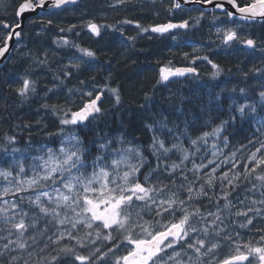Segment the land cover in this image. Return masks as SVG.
I'll list each match as a JSON object with an SVG mask.
<instances>
[{
  "label": "snow or ice",
  "instance_id": "snow-or-ice-1",
  "mask_svg": "<svg viewBox=\"0 0 264 264\" xmlns=\"http://www.w3.org/2000/svg\"><path fill=\"white\" fill-rule=\"evenodd\" d=\"M79 2L19 0L13 19L0 20V58H6L23 40L25 21L35 23L40 11H66L65 6ZM129 2L116 0L110 6ZM183 2L219 10L212 24L223 50L259 49L264 53V39L258 44L243 31L256 23L264 24V0ZM181 6L180 0H173L172 8ZM204 18L201 11L191 20L147 27L130 19L120 23L134 24L137 36L155 33L176 40L178 30L198 27ZM39 22L41 31L54 25L52 19L40 18ZM82 27L94 37H102V29L124 35L123 29L92 19H86ZM74 28L76 25L59 31L73 32ZM73 35L80 36V32ZM137 36L127 39L134 42ZM53 43L57 49L74 48L79 56L66 65L55 62L62 66L53 72L52 87H45L37 109L40 119L35 126L22 125L29 138L8 134L3 138L0 264H264V59L260 65L240 69L245 79L258 78L259 88L252 90L258 99L240 87L244 102L229 106L228 119L212 117L210 112L207 119L203 112L193 116L194 121H203L199 131L187 120L178 124L170 114L155 112L152 121L145 124L152 134L145 146L123 134L101 135L94 129L105 117L106 100L121 103L119 86L101 85L95 76L91 77L93 84L79 79L98 53L66 36ZM46 48L41 46L35 53L30 49L25 54L28 67L14 89L22 104L38 95L32 69L53 68ZM184 60L187 63L183 66L171 60L162 64L156 85L167 87L181 82L180 78L198 79L197 61L211 66L212 79L231 71L199 50L184 53ZM74 73L82 87L67 88L65 95V81L70 83ZM58 96H65L64 104L49 102ZM215 98L218 101L219 96ZM151 100L145 93L140 107L150 106ZM179 112L183 115L182 108ZM49 115L55 119L45 120ZM237 122H254L255 127L251 136L233 144L229 129ZM34 132L47 140L37 146L31 139ZM90 132L95 136L92 140H88ZM22 140L23 149L17 147Z\"/></svg>",
  "mask_w": 264,
  "mask_h": 264
},
{
  "label": "trees",
  "instance_id": "trees-1",
  "mask_svg": "<svg viewBox=\"0 0 264 264\" xmlns=\"http://www.w3.org/2000/svg\"><path fill=\"white\" fill-rule=\"evenodd\" d=\"M87 1L88 0H84L83 3L78 6L66 9L70 11L80 9L78 15L80 17L87 16V18L81 20L82 22L86 19H92L94 22H102L104 16L108 15V19L117 16L110 21L111 23L123 19H133L142 26L147 27L154 24L166 23L175 19L173 18L172 12H169L170 7H172L171 0H163L162 2L164 4L157 7L158 10L156 13V8L153 9L151 3L147 0H145V2L142 1L139 5L136 3V10H134L132 6L133 0H130L129 4L126 3L124 5L122 9L124 12L121 14H119V11L114 7H111L110 4L106 2L107 0ZM126 5L130 7H126ZM194 10L199 9L195 8L193 11ZM59 14L60 12L53 11L39 16L35 23L30 21L24 33L23 40L20 42L23 43V45L20 49L17 47L18 50L16 49L14 53L13 61L16 58L18 62L16 65L12 66V61L0 72V146H2L3 138L6 134L22 136L24 140L29 138L27 130L23 129L22 125L32 123L33 126H35L36 120L40 119V116L37 115V109H40V101L44 97L45 87H52L50 81L53 72L62 66L55 62L59 60L62 61L63 65H66L70 59L79 56V53L76 52L74 48H56L53 40L60 36H66L70 40H74L81 47L91 48L98 53V58L95 61L89 62L91 68L88 71L81 72L79 74V79L87 80L89 84L98 82L101 85L107 83L110 86H119L121 92L125 94L122 95L123 98L121 99L125 101V114H127L129 118H123V120H121L119 116L113 112L103 120L97 121L93 127L96 131L100 132L101 135L104 133L109 135H121L122 133L120 131L126 130L125 134H123L126 137L132 138L137 142L141 141L142 138L149 143L152 134L145 128V124L152 121V114L155 112L162 111L166 115L170 114V118L178 124H182L185 120L194 122L193 116H199L202 112L205 113V119L208 118L209 112L212 117L228 119L229 106L232 105L234 107L236 104L244 102V97H241L238 92L240 87L249 89V95L252 96L253 99H258V96L252 91L253 89L259 88L257 78L249 76L245 79L240 71V68L244 69L245 65L251 67V62H246L244 66L239 67V72H236L238 71L236 69L232 70L233 65H222V68L226 70L231 69V71H225L217 79H212L211 74L206 76L201 82H195L192 78H186V80L181 81V83H186L185 92L178 93L175 97L151 95L153 86L150 82L151 80L152 82L154 81L155 73L149 69L150 67H155L156 65L161 66L167 63V59L160 58L155 63L152 62V49H142L140 46L134 45V43L130 42V44H128L122 42L119 40V36L116 32L112 31H106L102 34V37L91 36L86 31H80L77 30V28H74L73 32H80V36H75L73 32L67 31L61 33L59 28L68 29L73 24L72 22H70V25L63 22L59 23L56 20L59 18ZM204 15L213 17V14L204 13ZM54 17H56V19ZM40 18H43L45 21L47 19H52L54 25L50 30L45 27V30L41 31L42 25L39 22ZM38 32L40 33L39 35H37ZM208 34L210 35V33ZM208 40H211V38L207 37L203 42L206 43ZM41 46H47L46 50L50 53L53 68L51 70L47 68L32 69V77L38 81V95L22 104L20 99L15 95L14 89L19 87L20 77L24 75V70L28 67V63H26L28 57L25 54H27L30 49L35 53ZM158 50L162 49L158 48ZM193 50L194 48L187 43L183 53L192 54L194 52ZM53 52H55V55H52ZM165 52L171 53L172 55H180L182 51L179 47L170 45ZM157 57H160L159 52L157 53ZM186 63L187 62L183 59L173 64L183 66ZM144 73H148L149 76L146 77ZM92 76L96 77L95 82L91 80ZM65 84V95L67 94V88L82 87L75 78V73L73 78H71V82L65 81ZM138 88H140L144 96L145 93H147L152 97L150 106L141 108L140 105L144 103L142 102L143 100L137 103L138 106L136 105L135 96ZM233 88L237 89L236 93L232 92ZM217 95L219 96L218 101L215 98ZM74 99H76L77 103L80 102L78 98ZM64 100L65 96H58L49 102L64 104ZM209 101H211V103H209ZM181 108L183 109V115L179 112ZM42 111L43 110H41V113ZM130 115L133 117L130 118ZM54 119L55 117L50 115L45 117L47 121ZM17 125H21V127L18 128ZM48 127L52 128L53 125L49 123ZM254 127V122L251 125L249 122H237L234 128L229 129L230 140L233 144L245 140L246 136L252 135ZM94 138V134L90 132L88 134V140ZM31 139L39 146L40 140H47V137L42 133L34 132ZM24 146L23 140L17 145V147L21 149H23Z\"/></svg>",
  "mask_w": 264,
  "mask_h": 264
},
{
  "label": "rangeland",
  "instance_id": "rangeland-1",
  "mask_svg": "<svg viewBox=\"0 0 264 264\" xmlns=\"http://www.w3.org/2000/svg\"><path fill=\"white\" fill-rule=\"evenodd\" d=\"M107 1L110 5L116 4V0H107ZM142 1L145 2V0H133L132 6L134 7V10H136V3H137V5H139ZM147 1L149 3H151V5H152L151 7L153 9L156 8L155 13L158 10L157 7L164 4L162 2L163 0H147ZM18 3H19V0H0V20L11 21L14 17L15 9H16V6L18 5ZM124 5H118L114 8L119 11V14H121L123 11L122 9H123ZM126 7H130V6L126 5ZM170 8H172V7H170ZM79 10L80 9L74 10V11H70V10L62 11V12H60L58 19H56V17H54V18L58 22H63L65 24H69V25H70V22H72L73 25H76L77 30H80V31L82 30L85 32L86 29H84L82 27L83 22L81 20H84L87 17H80L78 15ZM171 12L173 14V18H182V19H189V20H191L192 18L200 16V13H201L200 10H194V11L184 10L180 13H175L173 8H172ZM114 17H117V16H113L111 19H108L109 18L108 15L104 16L103 21L97 22V23L102 24V25H114L117 28L123 29L124 30L123 36L120 35V32H116V34L119 36V40L122 42H126L128 44H130V42L134 43V45H138L142 49L143 48L144 49H148V48L152 49L153 50L152 62H154V63L157 60H159L160 58L167 59L168 61L171 60L173 63L183 60L184 59L183 51H184L187 43H189L190 46L194 48V50H199L201 55L208 54V55L212 56L214 61L219 63L221 66L222 65H233L232 70H235V69L238 70L239 67L244 66V64H246V62H251L252 64L255 63L257 65H260L261 60L264 59V53H262L259 49H258L259 51L255 52L253 54H250L249 52L235 53V51L232 53H227V54L226 53H220L219 48H217V46H219V41L216 40V37L214 35L215 27L212 24V18L213 17L205 16V18L201 21L200 26L192 28L188 32H183V31L180 32L179 31V34H178L176 40H173L170 35L160 36V35L155 34V33H145V34H142L141 36H137V32L139 30L135 28L134 24H132V25L121 24L120 21H122V20L114 21L111 23L110 21ZM130 20H133V19H130ZM217 23H219V21H217ZM203 28H204V30H203ZM246 30H247L246 28L243 29V31H245V32H246ZM106 31L110 32L111 30L110 29H102V34L105 33ZM208 33H210V35ZM131 36H137L136 41L133 42V41H130L127 39V37H131ZM148 36H151V39H148L147 38ZM207 37L211 38V40H208V41H206V43H204L203 40L206 39ZM210 44L212 45L211 48L208 47V45H210ZM22 45H23V43H20V45L18 46V49H20L22 47ZM170 45L179 47L182 51L181 54L180 55H172L171 53H166L165 51H166L167 47ZM158 48H161L162 50H158ZM228 51H232V50H228ZM158 52L160 53V57H157ZM213 53H214V55H213ZM17 62L18 61L15 58L14 61L12 62V66L16 65ZM197 66H198V71L200 73V76L198 79H193V80L195 82H201V81H203V79L206 76L210 75L212 69H211V66L208 65L206 62L197 61ZM159 67L160 66L156 65L155 67H150V69H149L155 73L154 81L152 82V80H151L150 83L152 84L153 89H154V86L156 87V91L153 92V89H152L151 95H155V96L158 95L161 97H163V96L164 97H175L178 95V93L185 92L186 83H181V82L171 83L167 87L157 86L156 80L158 78V68ZM236 72H239V70ZM144 74L146 77L149 76L148 73H144ZM190 81L192 82L191 79H190ZM257 81L259 84L258 78H257ZM110 84H112V83H110ZM122 95H125V94H123V92H121V98H123ZM143 96L144 95L141 93L140 88H138L136 90V96H135L136 97L135 103L137 106H138L137 103H139L140 101L143 100L142 102H144ZM124 108H125V101L124 100L121 99V103L119 105H116L114 100L108 99L104 103V109L106 110L105 111V117L110 116L113 112H115V114H117L119 116V119H121V120H123V118L124 119L129 118L127 116V114H125L126 111ZM132 117L133 116L130 115V118H132ZM189 123L195 124V130H201L203 128V121L202 120H195L194 122H189ZM120 132L122 134H125L126 130H123ZM45 141H46L45 139H42V140H40L39 143L43 144ZM139 142L144 144L145 146L148 144L147 141L143 140L142 138H141V141H139Z\"/></svg>",
  "mask_w": 264,
  "mask_h": 264
},
{
  "label": "water",
  "instance_id": "water-1",
  "mask_svg": "<svg viewBox=\"0 0 264 264\" xmlns=\"http://www.w3.org/2000/svg\"><path fill=\"white\" fill-rule=\"evenodd\" d=\"M84 0H80L79 4L82 3ZM181 2V8L180 9H175V11H180V10H183V9H187V10H193V8H199L201 11H203L204 13H219V10L218 9H213V7L211 5H208V6H205V7H202L200 5H196V4H193V3H184L183 0H180ZM78 4V5H79ZM77 5H67L65 6L66 8H69V7H75ZM63 9H54V8H48L47 11H40L38 13V16H41L43 14H47V13H50L52 11H62ZM29 16H33V17H36L37 16V13H29L27 14ZM30 21H25V24H26V27H25V31L27 29V26H28V23ZM172 22H175V21H172ZM162 24V23H161ZM178 31H185V30H178ZM17 45L14 46V49L10 51L9 54H7L6 58H0V72L11 62L13 56H14V52H15V49H16ZM183 79H186V78H180V80H183Z\"/></svg>",
  "mask_w": 264,
  "mask_h": 264
},
{
  "label": "flooded vegetation",
  "instance_id": "flooded-vegetation-1",
  "mask_svg": "<svg viewBox=\"0 0 264 264\" xmlns=\"http://www.w3.org/2000/svg\"><path fill=\"white\" fill-rule=\"evenodd\" d=\"M171 3H173V0H171ZM70 9V7L68 8ZM174 12L175 13H180L184 10H187V9H183V10H180V11H175V8H173ZM191 11V10H190ZM216 14V15H220V14H217V13H213V15ZM182 18H175V19H172L170 21H175V22H179ZM179 20V21H178ZM161 24V23H160ZM263 26L264 24H260V23H256V24H253L252 26L250 27H246V33H248L250 36L252 37H255L257 39V42L259 44V42L261 41V39H264V29H263ZM181 32V31H180ZM164 36H167V35H164ZM223 47L222 45H219L217 46V48H219V52L220 53H232L234 51H225L223 50ZM259 51L258 49L256 51H252V50H248V49H245L243 50L242 52H237L235 51V53H243V52H249L250 54H253L255 52ZM176 66H178L177 64H175Z\"/></svg>",
  "mask_w": 264,
  "mask_h": 264
},
{
  "label": "bare ground",
  "instance_id": "bare-ground-1",
  "mask_svg": "<svg viewBox=\"0 0 264 264\" xmlns=\"http://www.w3.org/2000/svg\"><path fill=\"white\" fill-rule=\"evenodd\" d=\"M87 2H89V0L87 1ZM108 2V1H107ZM83 3V2H82ZM81 4V3H80ZM78 6V5H77ZM76 7V6H75ZM137 9V8H136ZM145 9V8H144ZM123 12V11H122ZM141 14V13H140ZM85 17V16H84ZM87 17V16H86ZM141 17V16H140ZM179 21V20H178ZM60 23V22H59ZM263 25V24H262ZM121 43V42H120ZM113 44V43H112ZM124 45V44H123ZM105 47V46H104ZM97 48V47H96ZM129 53V52H128ZM120 57H122V56H120ZM126 57V56H125ZM103 58V57H102ZM106 71V70H105ZM94 72V71H93ZM113 72V71H112ZM18 73V72H17ZM41 75V74H40ZM107 75V74H106ZM109 75V74H108ZM9 76V75H8ZM42 79V78H41ZM201 87V86H200Z\"/></svg>",
  "mask_w": 264,
  "mask_h": 264
}]
</instances>
